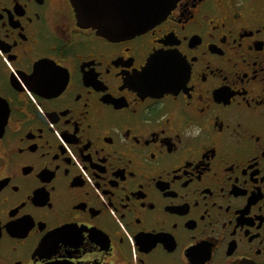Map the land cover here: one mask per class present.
I'll return each instance as SVG.
<instances>
[{
	"label": "flooded vegetation",
	"instance_id": "1",
	"mask_svg": "<svg viewBox=\"0 0 264 264\" xmlns=\"http://www.w3.org/2000/svg\"><path fill=\"white\" fill-rule=\"evenodd\" d=\"M74 1L0 0V264H264V0Z\"/></svg>",
	"mask_w": 264,
	"mask_h": 264
},
{
	"label": "water",
	"instance_id": "2",
	"mask_svg": "<svg viewBox=\"0 0 264 264\" xmlns=\"http://www.w3.org/2000/svg\"><path fill=\"white\" fill-rule=\"evenodd\" d=\"M175 0H137V6L121 10V15L111 18L103 11L109 9H98L87 7L84 0H75V11L81 24L92 26L101 34L108 37H124L139 33L161 20L170 10ZM148 4V6H147ZM105 15V16H104ZM104 21V19H109ZM232 264H251L246 261H237Z\"/></svg>",
	"mask_w": 264,
	"mask_h": 264
}]
</instances>
